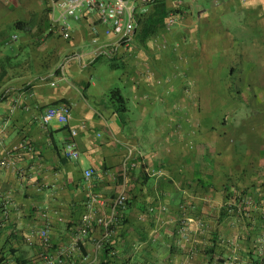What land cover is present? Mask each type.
Instances as JSON below:
<instances>
[{"label": "crops", "instance_id": "1", "mask_svg": "<svg viewBox=\"0 0 264 264\" xmlns=\"http://www.w3.org/2000/svg\"><path fill=\"white\" fill-rule=\"evenodd\" d=\"M260 3L252 5L259 14ZM58 15L51 0H0V128L8 122L0 146V264L263 260L250 244L207 240L195 216L206 212L209 186L256 182L258 162L264 165V14L239 25L260 49L232 52L208 48L215 36L203 18L197 30L184 20L146 39L138 30L117 45L96 14L70 18L66 28ZM98 45L117 51L119 68ZM101 61L123 71L119 84L100 76ZM232 70L235 98L223 82ZM116 87L134 109L118 112L110 99ZM61 104L71 107L69 123L44 124L46 110ZM72 130L76 161L64 154ZM124 190L128 205L107 231ZM187 217L194 224L182 222ZM45 229L49 245L40 238Z\"/></svg>", "mask_w": 264, "mask_h": 264}, {"label": "rangeland", "instance_id": "2", "mask_svg": "<svg viewBox=\"0 0 264 264\" xmlns=\"http://www.w3.org/2000/svg\"><path fill=\"white\" fill-rule=\"evenodd\" d=\"M167 1L173 11L177 9L182 11L181 15H174L171 12L170 18H175L176 22L173 26H169V19L166 25L167 30L171 29L169 31H173L172 28L174 29L175 25L180 24L184 20L192 25L193 30H197L200 18H203L211 24V27L206 32L215 36V38H211L210 41L206 42L208 48L214 45L219 47L224 45V49L230 52L234 50H250L247 47H252L251 49L254 50L260 49L261 45L257 44L256 49L255 43L248 39L250 32L240 27V23L249 25L252 18L263 17V15H260L264 14L263 10L259 14V9L253 11L252 5L253 2L257 4H261L260 2L264 3V0ZM248 7L252 12L244 14V9L246 10ZM254 12H256V16H253ZM205 28L204 24L200 26L203 33ZM217 36L220 37V40L217 39ZM219 41H221L220 45ZM99 66L105 71L103 75H100L101 77H109L111 79L114 77L115 81L118 82L123 74L122 70H111L105 61H101ZM119 87L123 86L120 84ZM122 90L125 97L128 98L127 91L125 89ZM133 103L132 99L129 100L128 110L134 109ZM116 107H118L117 104ZM258 166L260 167L258 169L259 177H255L256 179L258 178L256 182H252L250 179H243V181L237 182L229 178L223 187L215 188L212 185L209 186V199L203 202L206 212L196 215L195 220L198 223L197 225L203 226L206 231H209L206 237L207 240L221 244L239 243L247 246L250 244L257 257L262 259L264 257V169L262 168L264 165L258 162ZM248 181L252 183L250 182L251 184H249ZM195 220L187 217L182 222L194 224Z\"/></svg>", "mask_w": 264, "mask_h": 264}, {"label": "built area", "instance_id": "3", "mask_svg": "<svg viewBox=\"0 0 264 264\" xmlns=\"http://www.w3.org/2000/svg\"><path fill=\"white\" fill-rule=\"evenodd\" d=\"M9 1V0H5ZM59 13L58 22L62 23L63 27H68V20L70 18H79L83 13H94L99 17L100 22L105 26V34L107 36H115L117 45L127 44L128 41L136 34L138 29V11L136 10L135 3L140 1V4L149 0H51ZM146 9L142 7L139 13L143 14ZM175 18H170L169 26L175 24ZM66 37L69 38L70 34L66 32ZM93 43L97 44L98 39L95 37ZM99 47V45H98ZM108 51L109 46H100L97 49L98 54H106L114 56L117 51L112 49ZM71 118V107L67 104L50 107L42 116V122L49 124L57 121L63 125H67ZM8 122L0 128V146L2 145L1 135L6 130ZM77 132L72 130L70 137L65 144L64 154L69 160L76 161L80 158L78 145L75 141ZM92 171H86V177H91ZM128 197L126 191H122L120 195L112 203V216L107 220L104 225L107 231L114 225L120 213L127 207ZM40 238L46 245H49V231L42 230Z\"/></svg>", "mask_w": 264, "mask_h": 264}, {"label": "trees", "instance_id": "4", "mask_svg": "<svg viewBox=\"0 0 264 264\" xmlns=\"http://www.w3.org/2000/svg\"><path fill=\"white\" fill-rule=\"evenodd\" d=\"M140 6H143L146 9V12L141 14L138 10V30L142 35V38L146 39L148 37L156 36L166 29L167 21L170 19L171 12L174 15H181L182 11L180 9L174 10L171 9L168 5L167 0H149L142 3ZM117 55V54H116ZM107 63L111 68H119L118 60L114 56H109ZM114 57V58H113ZM235 80H237V75L235 71L229 72V74L223 78V82L228 86L227 93L233 98L239 96L240 90L237 85H235ZM110 99L114 104L118 105V112L124 113L127 111L126 105L127 101L122 95L120 89H114L110 93ZM128 205V201H127ZM256 264H264V260H259Z\"/></svg>", "mask_w": 264, "mask_h": 264}]
</instances>
